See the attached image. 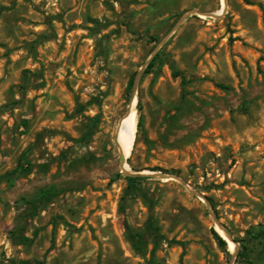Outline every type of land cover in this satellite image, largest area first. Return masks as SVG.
<instances>
[{
	"label": "rangeland",
	"instance_id": "rangeland-1",
	"mask_svg": "<svg viewBox=\"0 0 264 264\" xmlns=\"http://www.w3.org/2000/svg\"><path fill=\"white\" fill-rule=\"evenodd\" d=\"M0 264H264V0H0Z\"/></svg>",
	"mask_w": 264,
	"mask_h": 264
},
{
	"label": "bare ground",
	"instance_id": "bare-ground-1",
	"mask_svg": "<svg viewBox=\"0 0 264 264\" xmlns=\"http://www.w3.org/2000/svg\"><path fill=\"white\" fill-rule=\"evenodd\" d=\"M223 1V0H221ZM224 3V2H223ZM224 9V4L221 3V7L216 11V15L220 14ZM130 105V102H129ZM125 114L119 119L116 131H115V144L118 152L127 157L131 151L135 132H136V112L133 107V103L129 106ZM122 168L126 169L127 165L123 163ZM221 237L226 238L225 233L220 228H216ZM228 247L230 250H234V244L228 240Z\"/></svg>",
	"mask_w": 264,
	"mask_h": 264
},
{
	"label": "water",
	"instance_id": "water-1",
	"mask_svg": "<svg viewBox=\"0 0 264 264\" xmlns=\"http://www.w3.org/2000/svg\"><path fill=\"white\" fill-rule=\"evenodd\" d=\"M157 49L155 48L152 52V54L150 55V57L146 60L145 62V65L149 62V60L154 56V54L156 53ZM137 81H138V75L135 77L134 79V85L137 84ZM118 159H119V162H120V165H122L124 162H125V158L123 157V155L121 153H119L118 155ZM132 174H143V173H132ZM159 176L161 177H169V176H165L163 173H158ZM199 196H202L201 194ZM205 198V197H204ZM225 233V236L228 237V234L223 231Z\"/></svg>",
	"mask_w": 264,
	"mask_h": 264
},
{
	"label": "trees",
	"instance_id": "trees-1",
	"mask_svg": "<svg viewBox=\"0 0 264 264\" xmlns=\"http://www.w3.org/2000/svg\"><path fill=\"white\" fill-rule=\"evenodd\" d=\"M141 177H143V176L142 175H132V176H129L128 178L131 180H134V179H138ZM145 197L147 198V202H148L147 206H148L149 210H152L153 205H154L153 200L148 195H145ZM219 240L222 244H225V241L223 239L220 238Z\"/></svg>",
	"mask_w": 264,
	"mask_h": 264
}]
</instances>
